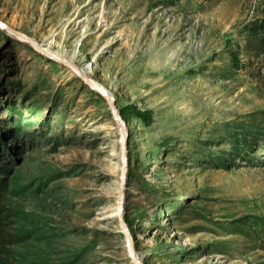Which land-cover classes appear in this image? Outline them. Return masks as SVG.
<instances>
[{
	"label": "rangeland",
	"instance_id": "1",
	"mask_svg": "<svg viewBox=\"0 0 264 264\" xmlns=\"http://www.w3.org/2000/svg\"><path fill=\"white\" fill-rule=\"evenodd\" d=\"M263 18L264 0H0V21L140 113L125 220L145 264H264V54L248 48ZM122 168L106 101L0 29L9 263L133 264Z\"/></svg>",
	"mask_w": 264,
	"mask_h": 264
},
{
	"label": "water",
	"instance_id": "2",
	"mask_svg": "<svg viewBox=\"0 0 264 264\" xmlns=\"http://www.w3.org/2000/svg\"><path fill=\"white\" fill-rule=\"evenodd\" d=\"M0 29L6 31L7 33L15 37L18 41L28 44L34 51L43 55L48 60L70 69L84 85H86L92 91L100 95L108 104L109 109L111 111L112 119L114 120L117 128L119 129V133L121 137L122 155H123V168H122L121 184H120L119 197H118V217L122 231L127 238V248L132 263L145 264L139 259L136 253L135 239L132 233L130 232L128 224L125 220L126 185H127L128 170H129V161H128L129 135L126 126V121H124L123 118L121 117L120 110L117 107V103L115 99L101 84L97 83L96 81L90 78L84 77L80 73L79 69L73 63L59 57L58 55L54 54L52 51L46 49L45 47L40 46V44L36 43L32 38L27 37L24 34L12 29L11 27L4 24L2 21H0Z\"/></svg>",
	"mask_w": 264,
	"mask_h": 264
},
{
	"label": "trees",
	"instance_id": "3",
	"mask_svg": "<svg viewBox=\"0 0 264 264\" xmlns=\"http://www.w3.org/2000/svg\"><path fill=\"white\" fill-rule=\"evenodd\" d=\"M248 48L258 54H264V18L253 22L248 30ZM124 121L131 117H141L140 113L134 110L133 106H127L120 111ZM5 185L0 182V199L4 193ZM16 244L13 236L9 235L5 229V222L0 217V264H10V248Z\"/></svg>",
	"mask_w": 264,
	"mask_h": 264
},
{
	"label": "bare ground",
	"instance_id": "4",
	"mask_svg": "<svg viewBox=\"0 0 264 264\" xmlns=\"http://www.w3.org/2000/svg\"><path fill=\"white\" fill-rule=\"evenodd\" d=\"M81 15H82V12L80 11V12L78 13L77 19H78ZM77 19H74L73 21H70V23H69V27H70V26H73V29H74V30H76V29H77V26L79 25L78 23H76V20H77ZM40 46H41V45H40ZM43 47H45L46 49L52 51L54 54L58 55L59 57H61V58H63V59H66V60H68L69 62L73 63V61H72L71 59L66 58L63 54H60V53H58V52H55L54 49H53V44H52V43H50V44H48V45H46V46H43ZM79 71H80V73H81L84 77H86V78H92V76H93V71H92L91 68H89V67H87V68H79ZM189 117L191 118V120L188 121V125H193V124H195V123L197 122V121H194V119H195L194 117H192V116H189ZM140 260H141V259H140Z\"/></svg>",
	"mask_w": 264,
	"mask_h": 264
}]
</instances>
